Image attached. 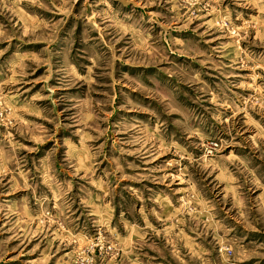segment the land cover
<instances>
[{
    "label": "rangeland",
    "instance_id": "374dc122",
    "mask_svg": "<svg viewBox=\"0 0 264 264\" xmlns=\"http://www.w3.org/2000/svg\"><path fill=\"white\" fill-rule=\"evenodd\" d=\"M0 264H264V0H0Z\"/></svg>",
    "mask_w": 264,
    "mask_h": 264
}]
</instances>
